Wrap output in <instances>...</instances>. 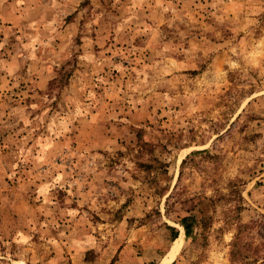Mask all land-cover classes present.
Returning <instances> with one entry per match:
<instances>
[{"label":"rangeland","instance_id":"374dc122","mask_svg":"<svg viewBox=\"0 0 264 264\" xmlns=\"http://www.w3.org/2000/svg\"><path fill=\"white\" fill-rule=\"evenodd\" d=\"M178 238L264 264V0H0V264Z\"/></svg>","mask_w":264,"mask_h":264},{"label":"bare ground","instance_id":"6f19581e","mask_svg":"<svg viewBox=\"0 0 264 264\" xmlns=\"http://www.w3.org/2000/svg\"><path fill=\"white\" fill-rule=\"evenodd\" d=\"M179 245H180V242H179V238H178V241L176 239V242L175 244L173 245V247L171 248V252L170 254L168 253L166 256H165V259L162 261L163 263L165 262H169L175 255V253L177 252V250L179 249ZM162 263V264H163Z\"/></svg>","mask_w":264,"mask_h":264},{"label":"trees","instance_id":"16d2710c","mask_svg":"<svg viewBox=\"0 0 264 264\" xmlns=\"http://www.w3.org/2000/svg\"><path fill=\"white\" fill-rule=\"evenodd\" d=\"M182 162H184V161H182ZM194 220H196V223H197V226L198 227H200V228H206L207 225L204 223L203 217H201L199 219L195 218ZM182 225L186 229L187 226L185 225V223H182Z\"/></svg>","mask_w":264,"mask_h":264},{"label":"water","instance_id":"95a60500","mask_svg":"<svg viewBox=\"0 0 264 264\" xmlns=\"http://www.w3.org/2000/svg\"><path fill=\"white\" fill-rule=\"evenodd\" d=\"M171 248H172V247H171ZM171 248H170V250H171ZM170 250H169V251H170ZM161 263H162V261H161Z\"/></svg>","mask_w":264,"mask_h":264}]
</instances>
